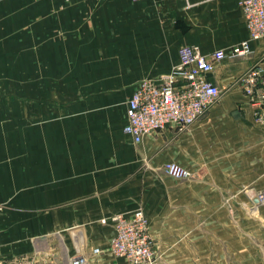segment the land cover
Instances as JSON below:
<instances>
[{
  "label": "crops",
  "instance_id": "obj_1",
  "mask_svg": "<svg viewBox=\"0 0 264 264\" xmlns=\"http://www.w3.org/2000/svg\"><path fill=\"white\" fill-rule=\"evenodd\" d=\"M240 1L0 0V264H69L77 250L126 264L101 220L138 202L161 264H264V205L250 195L264 191V116L240 83L264 72V37L214 63L220 96L191 126L137 153L123 133L134 88L160 83L182 46L208 55L247 39Z\"/></svg>",
  "mask_w": 264,
  "mask_h": 264
},
{
  "label": "built area",
  "instance_id": "obj_2",
  "mask_svg": "<svg viewBox=\"0 0 264 264\" xmlns=\"http://www.w3.org/2000/svg\"><path fill=\"white\" fill-rule=\"evenodd\" d=\"M142 0H131L138 3ZM247 39L228 50H218L204 55L197 47L182 46L178 50V64L163 77L158 84L144 80L134 88L127 101L126 124L123 133L134 144H139L146 136L163 131L169 126L183 130L191 126L197 118L218 100L219 88L207 80L213 72L214 63L222 60L246 59L251 54V42L264 37V0H241ZM241 88L254 107V117L261 122L264 116V72L252 68L240 78ZM166 175L177 180L191 177L186 168L166 163ZM250 195L256 200L255 206L264 205V191ZM110 222L113 234L108 242V252L113 258L123 259L126 264H160V256L150 236L149 222L139 208L128 214H116L101 220ZM99 248L91 250V257L101 255ZM89 256L77 253L69 264H88Z\"/></svg>",
  "mask_w": 264,
  "mask_h": 264
},
{
  "label": "rangeland",
  "instance_id": "obj_3",
  "mask_svg": "<svg viewBox=\"0 0 264 264\" xmlns=\"http://www.w3.org/2000/svg\"><path fill=\"white\" fill-rule=\"evenodd\" d=\"M134 148H135V152L137 153V149H138V144L137 145H134ZM140 157V156H139ZM139 157H137V159H140ZM140 170V167L138 168V169H136L135 170V175H137V178H135V183H136V181H137V187L135 188V194H137L138 196H139V198H140V192H141V176H140V172H138ZM162 173L163 174H165L164 173V171H163V168H162ZM139 175V176H138ZM166 175V174H165ZM167 176V175H166ZM169 177V176H168ZM155 182L156 181H153V183H151V185H150V188L151 189H155V186H156V184H155ZM172 188V186H169L168 187V189H171ZM249 190V189H248ZM136 208H139V209H143L142 207H141V202H138V206L137 207H135L134 209H136ZM160 264H161V261H160Z\"/></svg>",
  "mask_w": 264,
  "mask_h": 264
},
{
  "label": "water",
  "instance_id": "obj_4",
  "mask_svg": "<svg viewBox=\"0 0 264 264\" xmlns=\"http://www.w3.org/2000/svg\"><path fill=\"white\" fill-rule=\"evenodd\" d=\"M253 201H254V203H256V200L255 199H253Z\"/></svg>",
  "mask_w": 264,
  "mask_h": 264
}]
</instances>
